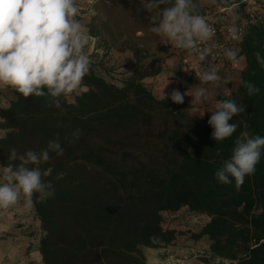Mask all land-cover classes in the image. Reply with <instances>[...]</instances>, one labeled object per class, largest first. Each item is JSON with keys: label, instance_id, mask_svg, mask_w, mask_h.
I'll return each instance as SVG.
<instances>
[{"label": "trees", "instance_id": "1", "mask_svg": "<svg viewBox=\"0 0 264 264\" xmlns=\"http://www.w3.org/2000/svg\"><path fill=\"white\" fill-rule=\"evenodd\" d=\"M241 1L194 0L203 16ZM244 7L234 10L239 20L246 17ZM237 48L246 62L241 84L221 101L247 107L230 121L238 125L233 136L218 143L209 118L193 116L185 100L175 104L155 96L146 81L162 70H145L148 53L136 46L129 47L136 61L132 76L119 85L90 65L83 91L73 102L61 97L59 108L49 97L25 99L7 88L11 100L8 109L0 110L5 131L0 165L8 163L11 148L39 152L57 140L64 150L60 156L51 153L40 166L51 169L44 179L52 182L54 196L33 198L43 264H146L142 248L162 249L180 235L163 228V214L184 208L209 220L193 237L209 238L211 260L264 264V150L255 173L239 189L234 180L221 184L214 175L241 133L264 136V66L255 58L256 52L264 57V25L250 26ZM242 81L254 83L259 93L249 96ZM77 129L80 135L73 142Z\"/></svg>", "mask_w": 264, "mask_h": 264}, {"label": "clouds", "instance_id": "2", "mask_svg": "<svg viewBox=\"0 0 264 264\" xmlns=\"http://www.w3.org/2000/svg\"><path fill=\"white\" fill-rule=\"evenodd\" d=\"M140 4L150 13H160L159 19L152 22V33L181 49L199 51V60H206L210 47L199 50L198 45L210 41L215 30L197 12L194 0H172L171 3L140 0ZM79 12L76 0H0V87H10L25 99L49 97L57 108L61 106V97L78 90L91 64L85 51L91 37L77 19ZM229 31L235 37L236 30ZM225 55L232 62H238L235 51L229 49ZM255 58L264 66L260 52L255 53ZM219 79L215 68L199 75L203 84ZM242 83L249 96L259 93L251 81ZM188 93L174 89L170 99L175 104H183ZM190 96L196 101L207 99V89L200 87ZM246 107L228 99L218 101L209 110L212 114L207 123L213 129L211 137L216 143L233 136L238 125L230 121L244 113ZM80 131L72 133L73 142L79 138ZM262 150L264 136L241 133L230 158L215 172V178L221 184H231L234 180L239 189L245 178L255 173ZM63 151L57 140L49 141L39 152L30 149L19 153L11 148L8 163L0 165V209L13 207L21 200L25 207H31L34 197L41 201L53 197L54 186L44 179L51 169L44 171L40 166L51 159V153L60 156Z\"/></svg>", "mask_w": 264, "mask_h": 264}, {"label": "rangeland", "instance_id": "3", "mask_svg": "<svg viewBox=\"0 0 264 264\" xmlns=\"http://www.w3.org/2000/svg\"><path fill=\"white\" fill-rule=\"evenodd\" d=\"M76 3L80 9L77 19L85 26L91 37L85 48L91 60L90 65L95 66L96 71L104 77L120 85L132 76L136 70V61L133 52L129 49L131 46L148 53L142 62V66L147 71L161 68L164 61L175 56L180 61L182 71L195 76L189 69L190 63L187 62L189 57L185 54L166 52L164 49L166 38L158 37L150 31L152 22L159 19L158 11L150 13L144 10L140 0H76ZM201 4L207 6L211 2L202 1ZM91 31L96 37L90 34ZM82 91L83 89L79 87L78 90L67 95L68 101L73 102L74 96ZM190 113L193 115L192 110ZM18 204L17 215L10 220L12 223L6 227V230L0 232V252L5 256L0 259V264H43L39 253L36 254L42 231L33 206L25 207L22 200ZM163 219L165 230H169L174 223H179V227L187 228L179 231L180 233H189L193 236L198 234L197 230L208 222L206 217L193 215L186 208L175 214H163ZM181 222L184 224H180ZM205 242L207 243L202 240L199 244H195V247L198 246V249H195L197 254L177 255L172 259L160 260L157 264H190L193 258L194 262L191 264H217L218 261L210 259ZM144 251L148 257L153 253L147 249ZM146 264L151 263L146 260Z\"/></svg>", "mask_w": 264, "mask_h": 264}, {"label": "crops", "instance_id": "4", "mask_svg": "<svg viewBox=\"0 0 264 264\" xmlns=\"http://www.w3.org/2000/svg\"><path fill=\"white\" fill-rule=\"evenodd\" d=\"M245 66L246 62L244 59H241L237 65H226L218 72V76L220 78L218 81L203 84L200 83L196 76H191V74L188 75L187 72L182 71L179 59L174 56L164 61L161 64V74L156 78L147 80L146 84L160 100L170 98V94L174 89L179 90L181 93H186L189 91V95H185L184 97L185 102L192 107V112L195 117L204 120L206 118H210L212 113L209 110L213 109L218 101H221L223 98L232 97L237 92L241 84V72L244 70ZM200 87L207 89V99H202L200 101L193 100L194 98L190 95H192ZM7 88L8 87H0V110L8 109L10 106L11 96ZM202 114L203 116H201ZM4 136L5 131L0 129V139H2ZM18 209L19 204L8 209H0V232L2 230H6V227L12 223L10 220L14 219V216L17 215L16 213ZM180 224L184 223L181 222ZM185 229L187 228L184 226L179 227V223H174L169 228V230L177 231L180 234L177 237V240L174 242V244L163 247L159 250L147 249L149 251H153L150 257L145 254V248H142L147 262L151 264H157L160 262V260H167L168 258L172 259L177 255L191 256L193 254H197L198 252H195V249H198V246L195 247V244H199V242L202 240L207 241V243L205 242L204 245L210 252L211 241L209 238L204 237L200 240H195L193 234H182L179 232ZM201 229L197 230L198 232L196 233H199ZM186 246L191 247L184 248ZM38 253L39 247L36 254L38 255ZM3 256L4 254L0 252V259ZM195 257H197V255H195ZM193 262L194 258L190 261V264Z\"/></svg>", "mask_w": 264, "mask_h": 264}, {"label": "built area", "instance_id": "5", "mask_svg": "<svg viewBox=\"0 0 264 264\" xmlns=\"http://www.w3.org/2000/svg\"><path fill=\"white\" fill-rule=\"evenodd\" d=\"M239 5H245L246 17L242 20L234 15V10L238 9ZM239 5L229 8L219 6L205 13L204 17L215 30V35L210 41L198 45L199 50L205 47L211 49L205 61L199 60V51L181 49L167 39L164 42L165 51L170 54L187 55L189 57L187 62L190 63L189 69L198 79L201 73L210 71L212 68H215L218 74L226 65H237L241 60L238 57L237 47L244 39L247 29L253 25H264V0H242ZM230 29L236 30L235 37L229 31ZM229 49L237 53L238 62L234 63L226 57L225 52Z\"/></svg>", "mask_w": 264, "mask_h": 264}]
</instances>
